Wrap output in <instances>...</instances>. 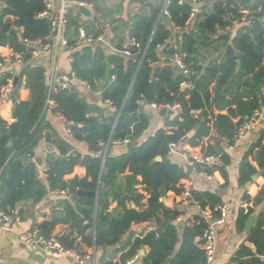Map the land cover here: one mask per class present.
Returning a JSON list of instances; mask_svg holds the SVG:
<instances>
[{
    "label": "trees",
    "instance_id": "obj_1",
    "mask_svg": "<svg viewBox=\"0 0 264 264\" xmlns=\"http://www.w3.org/2000/svg\"><path fill=\"white\" fill-rule=\"evenodd\" d=\"M179 1L171 0L168 11L171 21L177 26H183L191 13L192 6L189 3L181 4ZM44 8V0H4L0 18L1 22L5 17L6 20L1 23L0 46L8 45L15 51L25 52V58L30 57L32 48L27 50L23 42L44 39L51 33L49 20L39 17ZM252 10L250 28L246 32L240 31L231 43L225 46L222 57L218 56L206 65L200 63L195 57L197 52L195 43L198 39L194 38L193 34H184L181 47L188 54L186 60L194 62L192 69L195 72L194 86L186 92L180 91L184 76H175L176 70L173 65L154 66L146 60L141 63L138 47L131 46L135 54L130 56L126 67L121 65L124 59H118L119 63L111 73H116L117 78L111 81L109 77V82L103 90V101L111 100L116 111H121L116 125L114 124L115 119L104 116L98 106L99 118L89 117L88 113L92 107L81 98L75 89H60L49 95L43 70L40 68L28 70L26 72L27 86L33 90L32 99L15 102L13 115L16 121L11 125L0 117L2 208L5 210L16 208L19 201L28 197L39 200L45 195L47 189H69L74 196H77L79 189H96L100 179L114 185L117 175L129 170L131 175L127 177L126 197L122 199L115 190L100 194L97 243L117 244L133 225H144L156 219L158 223L156 230L148 232L143 237H137L133 241L129 240L127 243L130 245L129 257L138 253L141 246L147 245L150 251L144 258V264H206L205 251L200 246L201 242L197 241V237H200L207 227L205 219L200 218L191 226H179L178 218L183 211L180 207L169 209L161 201L169 191L181 194L183 191L181 180L189 175L184 166L170 158L169 152L172 144L182 141L191 146H198L201 140L214 129L218 137L214 144L207 147L205 154L219 155L220 163L214 166L199 164L196 169L203 170L207 174H213L218 170L226 176L224 165L229 162L230 157L221 147V143L226 141L233 144L235 133L245 119L251 117L257 110H264V0H256L252 5ZM228 14L243 16L230 3L226 6L218 4L215 12L207 15L206 19L199 24L203 32H211L210 36H204L202 39L204 44L206 40H211L216 26L228 24L225 21ZM10 16H13L15 20L11 21ZM155 17L156 15L154 19L137 22L132 30V37L140 43V48L142 43L146 45L149 41V35L147 36L143 31L147 30L149 33L152 30ZM13 25L23 29L22 40L12 30ZM171 33V24L158 25L149 42L147 58L158 57L157 45L169 39ZM229 39L228 36L219 37V40L226 42H229ZM162 53H172L169 45L164 46ZM103 59V54L99 53L91 66L83 70L74 64L76 76L87 80L92 85L95 79L107 80ZM238 62L240 67L237 69ZM155 77L159 78L158 82L154 81ZM6 82L7 79L0 78V87ZM49 99L55 101V111L74 122L72 131L75 141L81 140L96 145L100 140L106 143L110 140H140L151 122V115L145 106L152 102L172 104L177 102L182 105L183 112L181 119L177 114L172 115V120L168 122V125L176 128L171 132L161 128L154 136L146 138L127 153L117 157H106L104 163L103 155L82 158L80 154L68 153L70 146L67 141L59 143L57 145L59 156L50 154L47 159L48 186H45L38 178L35 163L31 162L24 166L22 159L34 154V148L44 136L48 138L44 132L46 126L41 123V120ZM193 109L203 110L202 120H197L191 114ZM214 110L227 113L215 114ZM236 119L238 120L235 121ZM263 137L264 128L250 153L255 147H259L255 160L263 170L264 176V144L261 142ZM9 143H11L10 146ZM156 156H161L162 160L155 161ZM79 163L86 166L87 178H74L68 183L64 180V176L72 173ZM240 171L242 182L251 180V176L257 172L256 168L246 160L242 163ZM138 176L142 177L141 181L137 179ZM88 177H91L90 181ZM139 183H142L145 191L149 193L148 207L143 210L127 208V200L140 203V200L144 198V194L136 189ZM110 196L112 199H118L119 206L123 208V212L117 217H112L107 212L111 202ZM192 197L202 208L209 207L214 211L215 216L219 215L215 208L223 204V201L218 195L193 190ZM246 198L250 199V196ZM83 201L90 207L94 205L93 197H85ZM84 211L89 212L86 209ZM252 212L251 207L247 211L244 208L240 209L239 223L241 226L250 218ZM73 213L70 211L69 215ZM262 225L259 223L252 229L250 235L258 254H264ZM104 233L109 238L106 241H103ZM243 254L251 256L246 260L235 258L237 264H264V260L253 254L246 246L239 252V257Z\"/></svg>",
    "mask_w": 264,
    "mask_h": 264
},
{
    "label": "crops",
    "instance_id": "obj_2",
    "mask_svg": "<svg viewBox=\"0 0 264 264\" xmlns=\"http://www.w3.org/2000/svg\"><path fill=\"white\" fill-rule=\"evenodd\" d=\"M255 1L180 0L179 3L181 4H191L192 9L189 16L193 15L190 19L188 17L190 21L188 25H186L187 19L183 26L176 25V28L172 27L171 36H175L181 42L184 34H193V37L198 39L195 43L197 51L195 57L199 59L200 63L206 65L212 59L218 56L222 57L225 46L231 43V40L240 31L246 32L250 28V16L253 14L252 5ZM60 3L61 0H53L54 10L59 7ZM228 3L232 7L237 8L243 16L237 17L233 16V14H228L225 17V21L228 24L225 26H216L213 37L211 40H206L207 42L204 44L202 39L204 36H210L211 32H203L199 24L206 19L207 15L215 12V7L218 4L226 6ZM194 4L200 5L193 7ZM162 6L163 0H94V7L90 9V16L83 14L79 9L70 8L69 21L65 28V36L70 45L68 49L63 46H53L47 52L32 53L27 58L24 56L22 62H5L0 66V78L11 79L17 85L16 91L10 97L4 98L0 95V117L8 125L16 121L13 115L15 102L30 101L33 96V90L27 86L28 76L26 72L32 68H40L44 72L47 87L50 86L53 79L57 76L67 74L72 77L71 75L74 73V79L70 82L69 88L75 89L81 98L92 107L88 116L99 118V108H101L104 116L111 117L106 115V110L110 109L114 112L115 115L113 118L116 120L117 115L121 114V111L117 112L116 109H111L106 101H103L104 86L109 82L108 78L111 77L113 68L118 65V59H124L123 62L121 61V65L123 64L126 67L130 58L126 54V50L133 46L135 39L132 37V30L137 22L154 19L156 15L152 30L149 33L147 30L143 31L144 34L149 35V41L145 47L143 48L141 45L143 50L149 48V42L152 40L158 25L163 23L170 25V19L169 22L163 20ZM5 18L2 22H5ZM247 18L249 19L247 20ZM9 19L11 21L15 20L13 16H10ZM2 22L0 18V30ZM12 30L22 40L21 35L23 29L13 25ZM220 36H228L230 41L219 40ZM25 46L27 50L32 48L30 41H26ZM12 51L15 50L8 45L0 46V54L8 55ZM99 53H102L104 56L103 62L105 63V77L107 80L95 79L92 85L87 80H82L76 76L74 64H77L78 68L82 70L88 68L96 60ZM71 58H73V61H71ZM107 65L110 66L109 76L106 75ZM157 66L163 65L160 64ZM49 101L47 102L41 120V123L46 126L44 132L48 138L44 136L34 148V154L22 159L24 166L31 162L35 163L38 178L45 186H48L46 173L47 159L50 154L59 156V154L51 150L49 142L57 146L59 143L67 141L70 146L68 153L80 154L82 158L85 156L97 157L103 155V163L104 155L106 157H117L129 151L127 143L123 141L110 140L106 143L100 140L97 146L101 150L98 152L92 151L90 147L96 144L81 140L75 141L73 133L70 135L67 132L66 123L59 116V112L55 111V101L52 99ZM100 102L103 105H100ZM145 108L151 115V122L147 130L143 133L142 138H140V143L146 138L154 136L161 128L169 132L176 128L168 125V122L172 120L173 114L167 121L165 119L168 114L167 112L155 110L149 104ZM214 113L227 112L214 110ZM259 120L252 128L245 132L244 136L232 148L227 150L230 158L229 162L224 165L226 176L218 170L214 171L213 174H207L198 171L194 167L192 173H188V177L181 180L183 183H190L193 190L211 192L218 195L222 199L223 204L227 206L223 221L215 223L216 253L213 262L210 264H237V261L234 260L235 258L246 260L251 255L243 254L239 257V252L245 246L253 254L259 256L261 260H264V254L257 253L256 245L250 239L252 229L259 225V223H262L264 228V176L262 174L263 170L255 160V154L259 150V147H255L252 153H250L253 146L258 142L264 128V125L259 124ZM217 137L218 134L212 129L201 140L198 146H191L187 142L182 141L176 144L169 156L172 160L186 168L188 163L183 156V152H186L189 156L205 154L207 147L214 144ZM261 142L264 144V137ZM245 160L251 163L257 172H260L256 180H252L253 175L251 176L249 186H247L249 181H241L240 168ZM130 175L131 172L126 170L117 175L114 185L100 179L96 189L82 190L95 191L108 189L100 194L115 190L123 199L127 196L125 189L127 177ZM74 178H87V168L85 165L82 163L77 164L72 173L64 176V180L68 183ZM137 179L141 181L142 177L138 176ZM88 180L90 181L91 177H88ZM136 189L139 193L144 194V198L140 200V203L134 200H127L126 206L127 208L137 210L146 209L148 207L149 193L145 191L142 183L137 184ZM62 190L65 189H47L41 199L35 200L34 198L28 197L19 201L16 208H11L20 214V219L13 222L10 230L0 226V264H124L134 256H128L130 245H127V243L129 240L133 241L137 237H143L148 232L158 228L156 219H152L144 225H133L131 230L121 239L126 240L123 246H119V243H97V228L99 226L98 201L100 194L97 197H93L94 205L90 207L83 201V198L86 196H79L78 191L77 196H74L70 191L63 192ZM246 196H250V199H247ZM109 199L111 202L107 212L112 217H117L123 212V208L119 206L118 199H112L111 196ZM180 199V194L169 191L162 197L161 201L169 209L180 207L183 212L179 216L178 222H184L182 226L193 225L212 210L209 207L202 208L199 204L193 202L182 204ZM257 200L259 201L257 202ZM249 207L253 209L250 216L253 219L250 230L246 227V222L250 218L243 226L239 223L240 209L244 208L247 211ZM85 209L89 210V212L86 213L84 211ZM70 211L74 213L69 215ZM213 216L218 217L219 215ZM36 226L42 228L44 234L56 236L67 246L75 248L83 254H90L91 259L84 263H79L76 260L66 257L54 259L48 256L41 246L24 244L19 239V235L28 230H32ZM108 239L107 234L104 233L103 241ZM197 241H200V237H197ZM149 251L150 248L147 245L141 246L138 253L135 254L138 255V259L134 264H144V258Z\"/></svg>",
    "mask_w": 264,
    "mask_h": 264
},
{
    "label": "built area",
    "instance_id": "obj_3",
    "mask_svg": "<svg viewBox=\"0 0 264 264\" xmlns=\"http://www.w3.org/2000/svg\"><path fill=\"white\" fill-rule=\"evenodd\" d=\"M171 0H163L162 13L164 16H167L170 19V24L174 28H176V24L171 21L170 14L168 11V6ZM45 8L39 14L40 18H45L49 20L51 24V33L44 39H36L30 41L32 44V53L39 52H47L52 49L53 46H63L68 49L70 47L67 37L65 36V28L69 21V11L70 8L79 9L80 7H85L91 9L94 7V0H61V3L57 9L54 10L53 0H44ZM193 15V14H192ZM189 16L190 17L192 16ZM189 19L186 21V25L189 24ZM165 45H169V48L172 50V53H162V49ZM133 46L138 47V53L141 54V63L143 61H148L152 65H164L171 64L174 66L175 70L177 67L180 68L182 76H184V81L181 83L180 91L186 92L190 90L194 86V76L195 72L192 69V65L194 62H189L186 59L188 58V54L186 51L182 50L181 42L175 37L171 36V38L165 40L164 43H160L156 47V52L158 57L155 59L147 58V50H143L140 48V43L136 40L133 41ZM143 50V51H142ZM126 54L129 56H133L135 52L130 49L126 50ZM25 52L12 51L10 54H0V66H2L5 62H22L24 60ZM73 61V58H71ZM140 63V64H141ZM176 72V71H175ZM68 76L67 74H62L57 76L51 82L49 88V95L57 92L60 89H66L70 87V82L74 79V73ZM116 73L111 75V81L116 80ZM155 82L159 81L158 77L154 78ZM17 85H15L11 79H8L7 82L0 87V95L4 98L10 97L16 91ZM50 100V99H49ZM48 100V102H50ZM106 103L111 109H115L113 102L111 100H106ZM149 106L158 111H165L172 114H177L179 119H181V114L183 112V107L180 103H169L162 102L156 103L152 102ZM191 114L197 119H203V110L202 109H193L191 110ZM59 116L63 119V121L67 125V132L72 135V127L74 125L73 121L68 120L63 114L59 112ZM262 112L257 110L253 113V115L249 118H246L245 121L238 128L235 136L233 138V144H229L224 141L221 143V147L224 151L227 152L228 149L232 148L236 142H238L245 134L247 130L252 128L258 120L261 118ZM130 139H126L123 142H130ZM176 144L171 145L170 152H172L173 148ZM49 147L51 150L55 151L59 154V149L56 145L49 142ZM94 155V154H93ZM183 156L186 159L189 165L196 167L197 165L203 166H214L215 164L220 163L219 155H210V154H202L200 156H189L186 152H183ZM48 166L46 167V171ZM200 172H203L201 170ZM181 186L183 188L182 193L180 194V200L182 204L188 203H196L199 204L193 197L192 191L193 188L190 183L181 182ZM63 192H69V189L62 190ZM200 205V204H199ZM216 211L219 212L218 217H214V211L211 210L209 213L204 216L205 221L207 222V227L204 229L202 235L200 236V246L203 248L206 254L207 262L206 264H210L213 262L216 253V228L215 223L223 221L227 206L225 204H220L215 208ZM20 219V214L16 212L15 209L5 210L2 208V202L0 199V226L4 229L10 230L14 221ZM19 239L26 245H38L43 248L45 253L54 258H71L76 260L79 263L87 262L91 259L90 254H83L75 248L69 247L65 245L61 240H59L56 236L46 235L43 233L42 228L39 226L34 227L32 230H28L19 235ZM138 259V255H134L132 258L128 259L124 264H134Z\"/></svg>",
    "mask_w": 264,
    "mask_h": 264
},
{
    "label": "water",
    "instance_id": "obj_4",
    "mask_svg": "<svg viewBox=\"0 0 264 264\" xmlns=\"http://www.w3.org/2000/svg\"><path fill=\"white\" fill-rule=\"evenodd\" d=\"M197 5H200V4H194L193 7H196ZM2 8H3V0H1V2H0V12H1ZM79 11L82 12L83 14L88 15V16L91 15V10L88 9V8L80 7V8H79ZM163 20H164L165 22H169V18H168L167 16H164V15H163ZM23 44L26 45V41H24ZM142 47H143V48L145 47V44H144V43H142ZM239 67H240V63L238 62L237 69H238ZM180 74H181V70H180L179 67H177V68H176V72H175V76H178V75H180ZM106 75H107V76L110 75V66H109V65H107V67H106ZM100 105H103V103L100 102ZM172 113H173V112L170 111V112L166 115V118H165V119H166L167 121L171 118ZM106 115H107V116H111V117H113L115 114H114V112H112L110 109H107V110H106ZM119 116H120V114H118L117 117H116L115 125H116V123H117V120H118V117H119ZM259 124L264 125V111L262 112V116H261V118H260V120H259ZM139 143H140L139 140H135V141L127 142V148H128V150L133 149L134 147H136L137 145H139ZM10 145H11V143H9V146H10ZM90 147H91V150H92V151H96V152H98V151L101 150L100 147H98L97 145H91ZM105 157H106V156L104 155V159H105ZM154 160H155V161H161V160H162V157H161V156H156V157L154 158ZM186 168H187V172H188L189 174H191L192 171H193V168H194V167H193L192 165H189V164H188V165L186 166ZM259 174H260V172H257V173H255V174H253V176H252V180H256L257 177L259 176ZM250 182H251V181H249V182L247 183V186L250 185ZM105 190H106V189H99V190H95V191H85V190L79 189V190H78V195L81 196V197H84V196H86V197H97L100 193L104 192ZM107 190H108V189H107ZM107 190H106V191H107ZM252 222H253V219H252V218H250V219L246 222V227H247L248 230H250L251 225H252ZM183 223H184V222H180L179 225L182 226ZM125 242H126V240H121V241L119 242V246H123V245L125 244Z\"/></svg>",
    "mask_w": 264,
    "mask_h": 264
}]
</instances>
